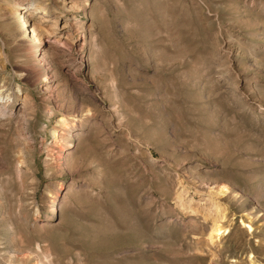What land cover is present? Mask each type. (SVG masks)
I'll list each match as a JSON object with an SVG mask.
<instances>
[{
	"label": "rangeland",
	"instance_id": "obj_1",
	"mask_svg": "<svg viewBox=\"0 0 264 264\" xmlns=\"http://www.w3.org/2000/svg\"><path fill=\"white\" fill-rule=\"evenodd\" d=\"M74 1L0 0V264H264V0Z\"/></svg>",
	"mask_w": 264,
	"mask_h": 264
},
{
	"label": "bare ground",
	"instance_id": "obj_2",
	"mask_svg": "<svg viewBox=\"0 0 264 264\" xmlns=\"http://www.w3.org/2000/svg\"><path fill=\"white\" fill-rule=\"evenodd\" d=\"M62 4H63V7L65 9H68V10L76 9V7H77V5H76L74 0H69L67 3H65V0H62ZM17 9H18L17 12L15 10V12H16V22H17L16 27H19L21 29L24 28V31L26 33L28 32V35L30 34V39L36 40L37 39L36 36L38 34L40 35V33H41V31L39 32V30H38L39 26L37 28L35 23H33V26L31 25L32 27L30 26L31 29L28 28L29 29V31H28L27 25L31 22L30 20H31L33 11H36L37 13H39L40 14L39 17H41L43 19L44 16L47 15L46 9L41 7V6L38 7L37 5H31V4H27V3H18L17 4ZM52 23L53 24L50 25V28L57 24V20H54ZM43 80H46V79L43 78ZM12 101H13V94L11 92H7L1 86V88H0V115L9 114V116L11 115L13 117L20 118L25 124H27L28 119H27V116H26L27 114H25V109H26L25 106L27 104L25 102L26 101V97H24L22 99V101L24 102L23 103V108L17 109L15 112H13V110L8 109V106L12 104ZM53 135L55 136V133H53ZM226 229L224 228V226L220 222L215 220L212 223V227L210 229L209 236L211 238L214 237L215 239H217L221 235V233H224L226 231ZM249 229L251 230V226H249ZM250 264H258V263H255L254 261H252V262H250Z\"/></svg>",
	"mask_w": 264,
	"mask_h": 264
}]
</instances>
